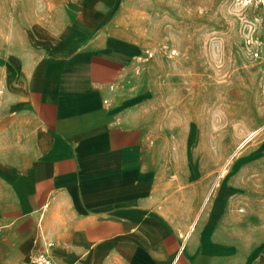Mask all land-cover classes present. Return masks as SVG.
<instances>
[{
    "label": "crops",
    "instance_id": "crops-1",
    "mask_svg": "<svg viewBox=\"0 0 264 264\" xmlns=\"http://www.w3.org/2000/svg\"><path fill=\"white\" fill-rule=\"evenodd\" d=\"M189 6L0 0V264H264V160L224 168L226 118L157 116L143 82L153 14Z\"/></svg>",
    "mask_w": 264,
    "mask_h": 264
},
{
    "label": "rangeland",
    "instance_id": "rangeland-1",
    "mask_svg": "<svg viewBox=\"0 0 264 264\" xmlns=\"http://www.w3.org/2000/svg\"><path fill=\"white\" fill-rule=\"evenodd\" d=\"M235 1L199 0L198 7H188L195 10L153 14L151 32L163 56L154 60L153 55L143 76L157 116L222 123L226 118L232 154L224 168L246 152L249 165L264 160V129L233 154L251 132L264 127V57H253L246 44L252 33H264V18L254 6L235 9Z\"/></svg>",
    "mask_w": 264,
    "mask_h": 264
},
{
    "label": "built area",
    "instance_id": "built-area-1",
    "mask_svg": "<svg viewBox=\"0 0 264 264\" xmlns=\"http://www.w3.org/2000/svg\"><path fill=\"white\" fill-rule=\"evenodd\" d=\"M247 6L258 8L264 18V0H236L234 8L239 10ZM264 26V21L261 24ZM247 46L250 48L252 56L255 58L264 57V33H252L246 40ZM1 238V234H0ZM53 247L51 242H47L45 249L39 252L34 258V264H58L50 253Z\"/></svg>",
    "mask_w": 264,
    "mask_h": 264
},
{
    "label": "bare ground",
    "instance_id": "bare-ground-1",
    "mask_svg": "<svg viewBox=\"0 0 264 264\" xmlns=\"http://www.w3.org/2000/svg\"><path fill=\"white\" fill-rule=\"evenodd\" d=\"M225 124V123H224ZM264 129V127H261L260 129H258V130H255V131H253V132H251L250 134H249V136L247 137V138H245L240 144H238V146L236 147V149H235V151H234V153L233 154H235L236 153V155H237V153L249 142V140H251L255 135H257L261 130H263ZM225 131V130H224ZM233 156V155H232ZM231 161V159L228 161V162H230ZM226 167H228V166H226ZM226 172V171H225ZM224 174V173H223ZM220 176V175H219ZM210 194V193H209ZM203 210H205V209H203Z\"/></svg>",
    "mask_w": 264,
    "mask_h": 264
}]
</instances>
